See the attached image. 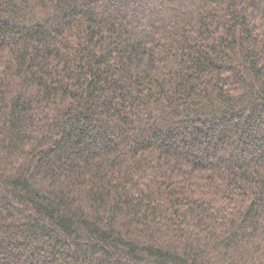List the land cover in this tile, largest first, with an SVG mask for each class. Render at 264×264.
<instances>
[{"label":"trees","instance_id":"16d2710c","mask_svg":"<svg viewBox=\"0 0 264 264\" xmlns=\"http://www.w3.org/2000/svg\"><path fill=\"white\" fill-rule=\"evenodd\" d=\"M0 264H264V0H0Z\"/></svg>","mask_w":264,"mask_h":264}]
</instances>
